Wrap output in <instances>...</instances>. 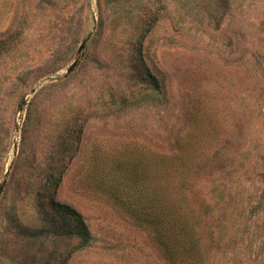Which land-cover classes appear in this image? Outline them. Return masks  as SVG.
I'll list each match as a JSON object with an SVG mask.
<instances>
[{
  "label": "rangeland",
  "instance_id": "obj_1",
  "mask_svg": "<svg viewBox=\"0 0 264 264\" xmlns=\"http://www.w3.org/2000/svg\"><path fill=\"white\" fill-rule=\"evenodd\" d=\"M179 192L207 264H264V0H0V264L76 246L19 233L50 199L92 237L66 264H168L126 209Z\"/></svg>",
  "mask_w": 264,
  "mask_h": 264
},
{
  "label": "trees",
  "instance_id": "obj_2",
  "mask_svg": "<svg viewBox=\"0 0 264 264\" xmlns=\"http://www.w3.org/2000/svg\"><path fill=\"white\" fill-rule=\"evenodd\" d=\"M143 83L145 89L150 93H161V87L155 77L146 73L143 76ZM108 100L113 101L116 97L109 94ZM126 98L121 100V105L127 104ZM35 121V103L31 101L28 104L24 126H31ZM25 130V129H24ZM46 189L49 187L56 188L57 179L53 176L46 177ZM188 183L184 182L179 186V189L185 193ZM183 192H179V199L172 200L168 210L166 211L165 205L158 203L159 208L157 211H149V208L143 207L140 210L133 211L127 210L131 217L138 223L151 228L154 232V241L159 247L163 259L168 264H207L203 251L201 241L205 239L198 236L197 232L192 227V222H189L188 213H193L188 210L186 196ZM162 200V199H161ZM50 212L54 215L46 213L44 226L36 229H29L21 227L19 233L25 234L34 243L41 247L50 239L66 241L69 239H76L77 244L67 254H58L59 251L52 249L47 254L38 250L40 254L44 253V264H66L71 253L77 252L85 247H88L92 242V237L83 222L81 216L72 208L58 204L54 200H49ZM163 202V200H162ZM189 205V204H188ZM186 207V208H185ZM188 212V213H187ZM200 220H195L193 224H199ZM57 251V252H56Z\"/></svg>",
  "mask_w": 264,
  "mask_h": 264
},
{
  "label": "water",
  "instance_id": "obj_3",
  "mask_svg": "<svg viewBox=\"0 0 264 264\" xmlns=\"http://www.w3.org/2000/svg\"><path fill=\"white\" fill-rule=\"evenodd\" d=\"M84 45L82 44L77 51V56L81 54L82 50H83ZM76 65V60L71 64V66L68 68L67 73H71L73 71V69L75 68Z\"/></svg>",
  "mask_w": 264,
  "mask_h": 264
}]
</instances>
